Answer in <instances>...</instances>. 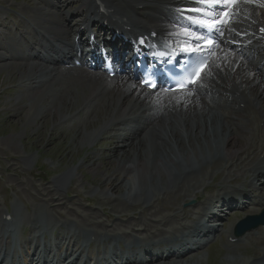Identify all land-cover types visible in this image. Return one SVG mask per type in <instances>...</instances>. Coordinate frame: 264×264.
I'll use <instances>...</instances> for the list:
<instances>
[{
    "label": "bare ground",
    "instance_id": "bare-ground-1",
    "mask_svg": "<svg viewBox=\"0 0 264 264\" xmlns=\"http://www.w3.org/2000/svg\"><path fill=\"white\" fill-rule=\"evenodd\" d=\"M71 1L74 0H54V3L51 4L54 12L49 11L47 14L44 12V6L39 5L40 3L36 7V15L40 16V24H42L38 26L37 36L41 37V35H47L49 32L55 34L54 38L58 46L53 45L50 50L53 52L64 50L66 57H71L74 49L70 39L74 14H82L83 9L87 8V10L94 12L100 6H104L112 10L109 16L102 15V19H108L109 25L118 29H122L123 26H132L133 29L139 28L142 25L139 18L143 19V16H145L159 29L166 30L169 16L164 13L155 15L158 9L154 10V13L146 9L143 11L144 14L140 15L134 12L132 5L143 4L150 8L149 4L158 2L172 4L174 0H92V3L88 6L89 0H78L80 2L79 6L83 5V9L76 8L74 11L70 7L67 8L72 4ZM255 1V4L251 2L248 5L241 3L237 5L240 18H235V23L231 25L232 29L225 31L224 38L212 57L211 67L203 81L204 88L200 93L187 91L180 93V95L169 96L158 93L153 98L147 93H142V88L125 77L112 79L108 82L103 74L83 69L49 70L28 64L35 61L33 57L27 59L21 71L17 68L20 66L19 64L11 62V60L21 58V55L7 57V55L0 53V62L4 63L2 69H17L20 75L28 73L26 79L22 81L24 84L18 85L20 90L27 91L26 94L28 92L35 94L42 87H52L50 91L56 88L54 94L56 100H51L52 105L49 113H61V115L58 121H54V124L60 123L61 120L63 121L60 124L67 122L68 119H71L69 113H75L74 117L79 115V107H75L77 98L71 100L70 95H76L71 92H82V89L79 88L84 87V92L87 93L82 94L84 95V101L82 100L83 105L80 110L82 117L84 119L90 118L89 122L93 124L87 140L89 138H91V141L95 140L93 132L97 127L99 128L98 131H102V136L105 132L113 129V125L124 126L131 119H135L137 122L148 120L146 129L139 133L137 140L123 136L121 141L115 143V148L110 150L114 157L121 162V168L106 175L107 178L104 184L106 188L103 192L106 196L104 200L118 201L120 206H115L116 209L135 207L136 205H132L131 202L135 204L143 202L144 205L151 202L158 192L166 198L169 195V188L170 190L176 189L179 192H186V195L180 201L191 196L198 201V205L191 209H182L183 207L177 203L175 207L169 209L171 215L157 219L158 222L143 218L142 213L138 214V217L132 216L123 219L122 217L126 216H117L112 218L110 214L112 212L103 213L105 209H102V215L105 217L102 219L94 209H90L88 206H83L80 203L78 205L75 203L67 204L61 196L53 198L54 194L58 195L60 191L67 187L68 182L67 185L70 184L73 179L71 174L57 176L51 181L53 194L51 188L43 184L44 178H38L39 183H36V177L33 176L31 181L18 182L20 190L23 193L25 192V199L21 201L24 210L18 206L0 208V219L9 215L12 218L9 224L0 223L2 224L0 226V236L2 238L0 253L8 244L9 236L4 233V230L21 234L23 229L27 230L26 227H29L30 237L22 240L19 236L15 239L14 244H31L32 236L36 239L40 235L39 239L36 240L33 251H29L27 254L26 261H29V256L33 258V260H30V264H37L38 261L49 263L54 259H59L60 263H63V259L70 257V255L80 256L84 249L88 247L87 240L82 241V238L87 236V239L91 236L94 237L95 241L113 236L114 239L111 241H114L115 246L110 248L112 254L109 257L99 253L95 255L88 254L85 264H182L181 262H188L189 260H191L190 264L204 262L203 257L198 256L200 253H197L205 247L206 241H203L202 238L212 233L214 237L222 234L217 229L219 224L209 223L210 219H219L220 212H224L222 209L225 204L219 206L218 200L222 199L224 201L226 196H233L236 191V186H226L227 182H235L234 185H236L242 182V177L249 178L245 181V185L250 187L253 193H256L254 181L264 175V79L258 75L255 69L256 66H253L250 60L244 56L239 57L230 47V41L229 43L226 42V37H229L231 41H239V35L246 33L247 37L241 42L255 40L248 46L246 51L254 54V52L263 50L264 30L262 34H259V30H261L259 28L264 29V3H262L263 0ZM125 12L131 15L128 16ZM163 12H166V10L164 9ZM23 13H25L24 10ZM62 15L70 17L65 19L62 18ZM160 15L164 20L162 22H159L158 16ZM115 18L126 19L129 23L122 22L118 25L113 21ZM235 31L238 32L236 38L232 36ZM253 45H257V48L254 49ZM26 48L31 51L33 45L30 44ZM1 49L3 48L0 47ZM260 65L261 61L257 63V66ZM37 74H40L42 78L38 77ZM63 76L65 77L64 80ZM59 78L68 83H73L76 88L67 90L66 82H64L63 87H55L57 84H61V82L58 83ZM97 80L101 81L99 83L95 82ZM77 88L79 90H76ZM205 94L211 95V101L206 99ZM45 101L50 102V100ZM220 101H222L221 104ZM106 104V110H110V113H100L99 111ZM137 110H141L138 115H136ZM129 113H131L130 117L126 115ZM44 114L46 113H42L39 118ZM97 115L103 117L104 122L102 121L103 118L102 120L95 118L96 122H94L93 117ZM253 116L256 119L249 120ZM89 122L83 121L80 124L82 128L78 136L80 141L89 130L86 129ZM98 122L103 124H96ZM101 136L95 144H99L100 141L103 144H112L114 137L100 140ZM251 138H253L252 142H248V139ZM257 138H261V140ZM95 144H91L88 148H96ZM115 150L117 151L114 152ZM261 155L263 156L260 159ZM218 162H220V166L217 169ZM218 170L221 173L226 171L227 174L222 178V182H216L220 184L214 186V180L223 177V174ZM197 173H202V180L197 179ZM207 179L211 180V184H205ZM243 186L239 185V189H242ZM39 187H41V191ZM201 188L208 193L211 189L213 191L203 199L197 192ZM215 189L217 192L214 191ZM163 190H166V192ZM116 191L119 193L117 199L113 194ZM256 194L261 203V208L264 209V189ZM177 195L178 193L173 195L171 200L174 201ZM247 195V193H244V196ZM39 196L48 198L46 204L41 202ZM236 198L237 196L233 197V199ZM158 202H160V199L154 198L151 204L156 203L158 206ZM97 203L99 206H103V203L98 199ZM151 204L142 206L143 213L150 211ZM169 206L171 205H165L164 207ZM114 210L112 208L113 212ZM153 214H155V211ZM153 214L147 213L149 216ZM186 221L190 223L187 224V227L184 224ZM162 227H167L169 230L164 231ZM230 227L231 225L225 232V238L227 239L233 238ZM186 228L188 229L186 235H190V237L183 241L182 230H186ZM127 230H130V232ZM48 231L50 233L47 238L46 233ZM132 232H135L134 234L140 236L141 239L132 241ZM261 234V232L258 233L260 244L252 240L253 247L248 246L247 248L236 245H233V247L227 242L225 245L227 256H224L223 264H264V237ZM119 236L130 241L134 248L126 250L121 247L120 241L117 240ZM52 237L55 239L56 243L54 244L58 250L57 252H52ZM156 239L158 240V247H155ZM37 242L44 244V248L39 253L36 252ZM141 244L152 245L153 247L150 250H143L138 248V245ZM48 245H50V250ZM49 251H51V256L47 257ZM143 251L144 255L137 261L136 256ZM206 251H204V254L208 255ZM129 252H132L133 256H130ZM121 253L122 256L119 257ZM147 254L150 257V263L145 256ZM3 258H0V264L4 263ZM154 258L156 260L153 262L152 259ZM18 259L13 258V261ZM74 260L77 264L75 258ZM91 260H94V262H91ZM17 264H20V259Z\"/></svg>",
    "mask_w": 264,
    "mask_h": 264
},
{
    "label": "rangeland",
    "instance_id": "rangeland-1",
    "mask_svg": "<svg viewBox=\"0 0 264 264\" xmlns=\"http://www.w3.org/2000/svg\"><path fill=\"white\" fill-rule=\"evenodd\" d=\"M53 1L54 0H51V2L50 0H0V40H6L11 45L9 50H7L8 48H6V50H0L2 55H9L11 51L12 53H16L15 51L21 52V47L18 45V43H20V41L24 38L29 39V34H31V31L29 29L26 31V28L30 26H35L36 28L42 25L40 24V16L36 15V7L38 3L45 2V5L41 3L39 5L44 6V12L47 14L49 11L54 12V8L51 5ZM23 10L25 13H23ZM51 34L52 33L49 32L47 35L54 37L55 34ZM1 41L0 45L2 44ZM11 62L19 64L20 66L17 68L21 71L23 70L22 66L25 63L24 61L16 59ZM2 64L4 63L0 62V208L18 206L24 210L22 204L23 202L21 201L25 199V192L23 193L20 190L21 188H19L18 182L25 183L26 180L31 181L32 177L35 176L36 183H39L38 178H44L45 181L43 184H45L46 187L51 188L50 183L55 177L66 174H71L73 179L69 185H67L69 182L66 184L67 187L60 191L58 195L54 194L53 198L61 196L63 201L67 204L75 203L78 205V203H80L83 206H88V208L94 209L99 214V216L102 217V219L105 218L102 214L109 212H112L110 213L112 218L117 216H126L122 217L123 219L131 218L132 216L138 217V214L142 213L141 216L143 218H149L158 222L157 219H162L171 215L169 211L175 207L177 203L179 206L183 207L182 209H191L197 204L196 200L192 196L184 199L187 202H182L184 200L180 201L184 198L186 192H179L176 189L170 190L169 188V195H167L166 198L159 192L155 197H153L152 201H154V198L160 199V202L157 203L158 206L156 203L151 204L152 201L147 202L144 205L143 202L138 204L131 202L132 205L136 206L133 208L131 206L129 208L122 207L116 209L115 206H120L118 201L115 200V202H111V200H104L106 196L104 195L103 191L106 188V186H104L105 180L107 178L106 175L110 174L112 171L116 172L119 168H121V162H119V159H116L114 154L110 151L115 148V143L119 141V138L114 137L112 144H103L102 141H100L99 144H95L102 133V131H98L99 128L97 127V129L94 128L96 129L94 132L92 130L95 140L91 141V138L87 140V136L91 132V127H93V124H90V118L84 119L82 117L80 110V108L82 109V100L84 101V95L87 93L84 92V87L79 88L82 89L83 93L71 92L72 94L76 95H70L71 100H76L77 98L75 101V107H79V115L74 117L75 113H69L68 115L71 116V119H68L67 122L60 124L63 121L61 120L60 123L54 124V121H58L61 115V113H49L50 107L52 105L51 100H56L54 95L56 88H53L50 91L52 87H42L41 90H37L35 94H30L29 92L26 94L25 92L27 91L25 90L24 92L20 90L18 85L24 84L22 81L26 79V75H28V73L26 75H20L17 69H2L4 66ZM28 64L34 65L33 63ZM37 75L38 77H41L40 74ZM62 78L63 80L65 79L64 76ZM61 80L62 79L59 78L58 83L60 84L61 82L60 85L62 86L57 84L55 87L64 86V82L66 81ZM100 81L101 80H97L95 82L99 83ZM66 83L68 86L67 90L70 88H73L74 90L76 88L73 83ZM79 89L77 88L76 90ZM45 100H50V102H46ZM56 103L58 102L56 101ZM106 108L107 104L101 108L99 112L104 114L110 113V110H106ZM42 113L46 114L39 118ZM130 114L131 113L126 115L130 117ZM93 118L91 121L93 120L96 122L95 118L102 120L103 117L97 115ZM83 121L89 122L86 128L89 130L80 141L78 136L82 129L80 124H82ZM102 121L104 122V118ZM101 123L102 122H98L96 124ZM36 130L38 131L36 132ZM113 130H115V128L105 132L104 135L100 137V140L113 136ZM120 134L121 132H119V135ZM248 142H251V140L248 139ZM91 144H95L96 148L93 147L92 149H89L88 147ZM116 151L117 150L114 152ZM219 166L220 162L217 163V169ZM219 172L221 173V171ZM214 173L215 171L213 174ZM221 174H223V177H221V179H215L214 186L215 184H218L216 183L217 181L222 182V178L226 176L227 172H223ZM208 175L210 176V174ZM196 177L198 180L203 179L202 173H197ZM8 179L12 180L9 181ZM260 181L261 180L257 181V183L259 184ZM205 184H211V180L207 179ZM39 189L40 191L42 190L41 187H39ZM203 189L201 188L197 191L203 198H206L209 193L213 191L211 189V191L208 193L207 191H203ZM50 190L53 194V189L51 188ZM186 190L190 192L188 188H186ZM163 191L166 192V190ZM177 193L178 195L176 196V199H174V201L171 200L173 195H176ZM113 194L115 199L119 197V193L117 191ZM39 198L41 202L46 204L48 200L47 197L39 196ZM97 199L103 203L102 207L98 205ZM191 202L194 203L190 205ZM149 204H151L152 208L149 209V212L146 211V213H143L144 209L142 206H149ZM165 205L171 206L164 207ZM112 208L115 209L114 212L112 211ZM102 209H105L103 213ZM127 209L129 210L126 211ZM154 211L155 214H153ZM147 213L153 215L149 216ZM220 215L223 217L221 219L223 221L221 227L226 229L231 222L237 220L240 216H243V213L233 216V218L228 221L226 220L227 216L225 213L221 212ZM221 227L219 230H223ZM162 228L164 231L169 230L167 227ZM127 231L130 232V230ZM213 243L215 245H207L204 247V249L197 252L200 253L198 256L203 257V261L205 260L201 264L224 263V256H227L225 254L226 248L223 244L224 242L219 238H216ZM204 251H206L209 256L205 255ZM190 261L191 260L188 261L189 263L185 261L181 263L190 264Z\"/></svg>",
    "mask_w": 264,
    "mask_h": 264
},
{
    "label": "snow or ice",
    "instance_id": "snow-or-ice-1",
    "mask_svg": "<svg viewBox=\"0 0 264 264\" xmlns=\"http://www.w3.org/2000/svg\"><path fill=\"white\" fill-rule=\"evenodd\" d=\"M205 3H210V4H215V5H219L221 0H204ZM224 3L226 4H232L235 3V0H223ZM216 9H212V11H215ZM221 12H224L225 16H227V12L224 9H219ZM227 23V22H226ZM224 25H221V27H223ZM217 31H219V29H216ZM209 31H211V29H209ZM222 34V33H221ZM200 79V74L197 73V76L195 79L192 80V85L196 86L198 84V81ZM152 87H155V85H151Z\"/></svg>",
    "mask_w": 264,
    "mask_h": 264
}]
</instances>
